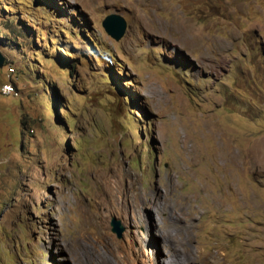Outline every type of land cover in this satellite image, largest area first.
<instances>
[{"label":"rangeland","instance_id":"1","mask_svg":"<svg viewBox=\"0 0 264 264\" xmlns=\"http://www.w3.org/2000/svg\"><path fill=\"white\" fill-rule=\"evenodd\" d=\"M0 52V264H264V0H0Z\"/></svg>","mask_w":264,"mask_h":264},{"label":"water","instance_id":"2","mask_svg":"<svg viewBox=\"0 0 264 264\" xmlns=\"http://www.w3.org/2000/svg\"><path fill=\"white\" fill-rule=\"evenodd\" d=\"M103 26L113 38L119 40L126 31L127 22L122 15L118 13H113L105 18V20L103 21ZM5 59V56L0 52V67L4 65ZM112 225L114 230H118L120 234V231L122 230L120 222L114 218L112 221Z\"/></svg>","mask_w":264,"mask_h":264},{"label":"bare ground","instance_id":"3","mask_svg":"<svg viewBox=\"0 0 264 264\" xmlns=\"http://www.w3.org/2000/svg\"><path fill=\"white\" fill-rule=\"evenodd\" d=\"M145 232V231H144ZM146 233L145 235V241H147L149 239V235ZM147 236V237H146ZM109 239V238H108ZM110 240V239H109ZM144 241V242H145ZM149 241H152L151 239H149ZM148 241V243H149ZM103 242V245H107L108 249H111L113 253H115L113 250L116 247L118 250V255L117 257H120L119 262L120 264H135L134 263V259L135 257L131 254V250H132V246L130 244H126L125 246H121L120 242L118 241H107V240H101V243ZM146 243V242H145ZM154 243V242H153ZM154 249V248H153ZM108 251V250H107ZM116 254V253H115ZM115 256V255H114ZM131 257L133 259H131ZM117 259V258H116ZM131 259V260H130Z\"/></svg>","mask_w":264,"mask_h":264},{"label":"built area","instance_id":"4","mask_svg":"<svg viewBox=\"0 0 264 264\" xmlns=\"http://www.w3.org/2000/svg\"><path fill=\"white\" fill-rule=\"evenodd\" d=\"M15 88H13L12 84H4L3 86V90L6 93H10L11 91H13Z\"/></svg>","mask_w":264,"mask_h":264}]
</instances>
